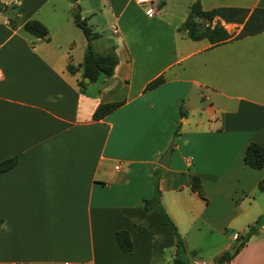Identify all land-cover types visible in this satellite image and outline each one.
Here are the masks:
<instances>
[{
  "label": "crops",
  "instance_id": "crops-1",
  "mask_svg": "<svg viewBox=\"0 0 264 264\" xmlns=\"http://www.w3.org/2000/svg\"><path fill=\"white\" fill-rule=\"evenodd\" d=\"M84 1L76 10L99 33L94 49L114 45L118 58L113 74L94 82L66 69L84 55L70 31L71 0H0V161L17 157L0 172V264H174V234L160 212L143 208L156 173L185 251L197 222L252 223L223 234L214 264L264 215V167L243 160L250 142L264 148V30L211 45L177 30L194 0H182L188 12L177 16L181 0ZM220 6L251 10L264 0H201L203 10ZM30 19L48 38L22 29ZM216 21L230 33L242 27ZM118 101L93 118L98 105ZM193 176L206 200L191 190ZM260 226L227 264H264ZM118 230L128 232L130 252L118 248Z\"/></svg>",
  "mask_w": 264,
  "mask_h": 264
},
{
  "label": "trees",
  "instance_id": "trees-1",
  "mask_svg": "<svg viewBox=\"0 0 264 264\" xmlns=\"http://www.w3.org/2000/svg\"><path fill=\"white\" fill-rule=\"evenodd\" d=\"M75 2L76 0H71ZM7 6H5L6 8ZM218 17L227 23L241 24L242 27L238 33L228 32L224 26L218 21L214 24L212 22ZM74 24L81 30L87 43L83 55L82 62L79 65H75L69 62L66 69L70 73H75L79 69H82V77L86 78L89 82H94L99 76H111L114 72V68L118 63V58L115 53V46L111 45L109 50L105 53H98L93 45L92 41L99 36V33L92 30L88 25L85 18H81L79 12H75L73 15ZM22 29L38 38H48V29L40 21L35 19L27 20ZM177 30H186L187 36L191 40H201L206 38L211 45H218L228 40L241 38L247 35L259 33L264 30V8L254 7L253 9H247L242 7H226L220 6L209 10H203L201 7V0H194L189 7V13L184 22L177 27ZM163 82V77L158 76L151 80L145 86V89H152ZM122 104L121 101L109 102L98 105L93 113L94 119H101L107 114L117 109ZM180 117L185 116L181 105L179 106ZM177 136V131L174 133ZM244 162L254 169H260L264 167V148L256 142H250L244 152ZM17 163V157H10L0 161V172L12 168ZM154 191L149 198L143 199V208L145 210L155 209L160 212L163 223L169 227L171 232L175 236L176 240V257L174 258V264H191L185 258V249L183 246L182 238L180 237L177 228L173 221L166 213L164 207L160 201V189L158 187V175L155 174L153 181ZM261 186V185H260ZM191 190L196 192L201 198L205 199L202 192L201 182L197 176L192 177ZM258 217L254 225L248 227V230L244 235H237V241H241L234 254H230L227 250L221 253L214 264H227L236 254V252L249 240L254 234L257 228L260 226L261 218ZM2 220L0 219V225ZM115 240L118 248L122 252H130L133 249L131 238L127 231L118 230L115 232Z\"/></svg>",
  "mask_w": 264,
  "mask_h": 264
},
{
  "label": "rangeland",
  "instance_id": "rangeland-1",
  "mask_svg": "<svg viewBox=\"0 0 264 264\" xmlns=\"http://www.w3.org/2000/svg\"><path fill=\"white\" fill-rule=\"evenodd\" d=\"M75 4L77 7L80 4V7L83 8L85 1L81 0L80 2L75 1L71 3L72 6H71L70 11L72 12V16L74 15L75 12H77ZM170 5H173V4L170 3ZM176 12L177 14L175 16L179 15L180 13L182 14L183 12H185V14L188 12L187 7L186 5L183 4L182 0L179 3V6H176ZM80 16H83V17L86 16V12L85 11L80 12ZM70 25H71L70 31L75 36L74 37L75 47L77 49H80L81 52H84L85 51V48L83 45L84 36L81 30L73 23V20ZM228 29L230 30L233 29L231 31H233V33H237V26H231V28H228ZM98 43L99 42H94V45L96 48H98L99 46ZM261 219H262L261 222L264 223V215L262 216ZM247 224H252V223L251 222L247 223V221L243 220L238 225H236L235 227L236 229H232L231 226L229 225H219L215 227L214 229L212 228L208 229L204 225H202L200 222H197L196 226L192 228V230L185 237L187 248L185 251L186 253L184 255V258L191 264H196L194 263V261L199 262L200 260H204L206 263L210 264L212 260L211 258L215 255L220 242L225 241V237L223 234L226 233L231 237L232 236L231 233L233 231L240 230L243 228L246 229ZM262 229L264 230V228ZM242 233L243 232H241V234ZM235 240L236 242L232 243L231 248H233L234 245L237 243V237ZM229 249H227V251H229ZM193 250L195 251V253L192 252Z\"/></svg>",
  "mask_w": 264,
  "mask_h": 264
},
{
  "label": "water",
  "instance_id": "water-1",
  "mask_svg": "<svg viewBox=\"0 0 264 264\" xmlns=\"http://www.w3.org/2000/svg\"><path fill=\"white\" fill-rule=\"evenodd\" d=\"M75 7L77 8V6L75 5ZM173 144H174V137H171L168 145L166 146L164 152L162 153V155L159 157L158 159V164L161 167H168L169 165V160H170V153L172 151L173 148ZM241 241H238L233 248L229 249V253L232 255L234 254V252L236 251L237 247L240 245Z\"/></svg>",
  "mask_w": 264,
  "mask_h": 264
},
{
  "label": "built area",
  "instance_id": "built-area-1",
  "mask_svg": "<svg viewBox=\"0 0 264 264\" xmlns=\"http://www.w3.org/2000/svg\"><path fill=\"white\" fill-rule=\"evenodd\" d=\"M138 3H140V4H150L151 3V0H136ZM145 13H146V15H149V16H151V15H153L154 14V11H153V8L151 7V6H148L146 9H145ZM115 31V30H114ZM2 77V71H1V69H0V78ZM261 227L262 228H264V224L263 225H261ZM236 237H237V234H234L233 235V239H236ZM16 264H18V263H16ZM62 264H69L68 262H63Z\"/></svg>",
  "mask_w": 264,
  "mask_h": 264
}]
</instances>
